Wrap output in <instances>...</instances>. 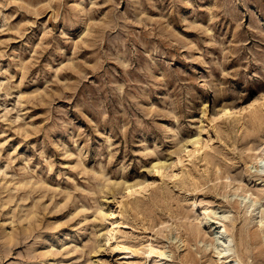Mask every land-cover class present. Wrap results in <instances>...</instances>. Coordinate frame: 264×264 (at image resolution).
I'll return each instance as SVG.
<instances>
[{"label": "rangeland", "instance_id": "1", "mask_svg": "<svg viewBox=\"0 0 264 264\" xmlns=\"http://www.w3.org/2000/svg\"><path fill=\"white\" fill-rule=\"evenodd\" d=\"M262 92L264 0H0V264H264Z\"/></svg>", "mask_w": 264, "mask_h": 264}, {"label": "bare ground", "instance_id": "2", "mask_svg": "<svg viewBox=\"0 0 264 264\" xmlns=\"http://www.w3.org/2000/svg\"><path fill=\"white\" fill-rule=\"evenodd\" d=\"M259 99H262L261 101H263L264 99V92H262L260 94V97ZM258 99V100H259ZM260 101V100H259ZM264 104V103H263ZM232 106V105H231ZM230 105H223V107H221L217 112L214 113V119L216 120H219V119H222L224 117H231V115L235 114L236 115V110H234L233 107H231ZM251 106V105H250ZM261 110V109H260ZM204 112V111H203ZM242 112V111H241ZM240 115V114H239ZM213 119V120H214ZM203 127L200 126L199 127V132L198 134H195L194 136L192 137H188V138H185L181 143L180 145L178 146L177 148V151L179 150H182L183 151V154L181 155V158L180 160L178 159L179 163L178 164H181V166L183 165L180 161L182 162H186L187 164L191 163L193 160L196 159L197 157V153H199L200 150H203L201 149L202 146L199 144V138H200V133L202 130ZM183 138V137H182ZM250 142V141H249ZM207 145V144H206ZM188 146H191L189 149H187ZM205 147V146H204ZM203 147V148H204ZM206 148V147H205ZM208 148V147H207ZM210 148V147H209ZM179 149V150H178ZM184 149H186V152L184 151ZM209 150V149H208ZM247 150H249V152L251 153H256L259 158V163H262L264 162V142L260 143V144H249L248 147H247ZM246 151V150H245ZM184 152H185V155H184ZM202 152V151H201ZM248 152V151H246ZM174 154V153H173ZM184 155V156H183ZM199 155V154H198ZM179 156V155H178ZM201 156V155H200ZM204 157V156H203ZM162 158V157H161ZM156 159V160H153L150 164V166L147 168V171L148 172H153V174H157V175H161V172L164 171V168L168 167L171 168L170 166L173 165V166H178L177 163H175L174 161H171L170 162L168 161V159H165V160H162V159ZM183 159V160H182ZM206 160V159H205ZM168 161V162H167ZM177 161V160H176ZM192 164V163H191ZM264 164V163H263ZM262 164V165H263ZM185 165V164H184ZM258 166V168L256 169V171L261 174V176L263 175L264 176V165L263 166ZM180 166V167H181ZM174 168V167H173ZM182 168V167H181ZM166 170H168L166 168ZM164 171V173L166 172H170V171ZM175 170V169H173ZM182 172V170L180 169V171H177L174 172L172 171L169 175V173L167 175H169L171 179H176L177 177H179V174ZM160 173V174H159ZM151 174V173H150ZM165 175V176H167ZM181 175V174H180ZM183 175V174H182ZM181 175V176H182ZM163 175H161L162 177ZM260 176V175H259ZM144 177V176H143ZM168 177V176H167ZM225 177L229 178L230 176L229 175H226ZM125 177L122 179V181H120L121 185H120V188L122 187V191L124 190L125 192V195L128 196V194H132L134 192H132L133 190L136 191V190H140L143 192V189L142 186H144V184L142 185L141 183H143L142 181L143 180H134V182H129L128 180H124ZM181 179V178H180ZM115 180V179H114ZM121 180V179H120ZM119 181V180H118ZM145 181V180H144ZM169 181V180H168ZM194 181V180H193ZM183 182V181H182ZM232 182V181H231ZM115 183V182H114ZM145 183V182H144ZM119 184V182H118ZM181 184V183H180ZM183 184V183H182ZM147 185V184H146ZM145 185V187H146ZM150 184L147 185V187L149 186ZM229 185V184H228ZM106 186V184L104 185ZM114 186V185H113ZM117 186V185H116ZM108 188V186H106ZM119 187V185H118ZM146 187V188H147ZM113 189V188H112ZM117 189V188H116ZM119 189V188H118ZM115 190V189H114ZM113 190V191H114ZM111 191V190H109ZM139 191V192H140ZM138 192V193H139ZM111 193V192H110ZM109 193V194H110ZM112 194V193H111ZM242 194V200H239L241 201V203H243L244 205V208L247 212H249V214H258V224L259 226L262 228H264V210H259L258 206H256V202L252 199H249L246 197V194L244 192L241 193ZM134 195V194H133ZM140 195V194H139ZM205 195V194H204ZM123 196V195H122ZM105 205V204H104ZM102 208V207H101ZM101 210V209H100ZM102 212V211H101ZM201 212V211H200ZM223 213L220 214L218 218H215L212 222L213 224V230H212V233H211V239H212V245H213V249H214V253L219 257V258H223L224 256H227L229 254H231V252L233 251L234 247H233V237L232 235H230L227 230L225 229V226L224 224L222 223L223 220H225L227 217H228V211H222ZM109 214V213H108ZM112 214V213H111ZM204 213L201 212L200 214L197 215L196 219H199L201 222L204 220ZM28 217V216H27ZM257 217V216H256ZM190 219V218H188ZM185 220V219H184ZM188 221V220H187ZM199 222V223H201ZM115 223V222H114ZM164 224V223H163ZM162 224V225H163ZM165 225V224H164ZM163 225V226H164ZM197 233H199L200 229L199 228H196L195 229ZM94 231V230H93ZM111 231V230H110ZM165 231V230H164ZM111 237V236H110ZM113 238V237H112ZM181 240V239H180ZM185 241V240H184ZM183 242V241H182ZM94 245L96 244L95 242H93ZM103 243V242H102ZM101 243V244H102ZM185 245V243H183ZM94 245L92 247H94ZM151 245V244H150ZM91 247V248H92ZM101 247V246H100ZM151 247V246H150ZM149 247V248H150ZM114 249H120V250H124V252H121V253H125V248L123 246H121L120 244H117L113 247ZM96 249V248H95ZM94 250V248H92V251ZM113 250V249H112ZM153 250V249H151ZM154 251V250H153ZM130 252V251H129ZM150 252V251H149ZM156 252V251H155ZM151 254V253H150ZM161 259L165 258L164 254L160 253L159 254ZM90 257V256H89ZM166 259V258H165ZM92 261V260H91ZM165 264V263H164ZM190 264V263H189Z\"/></svg>", "mask_w": 264, "mask_h": 264}]
</instances>
